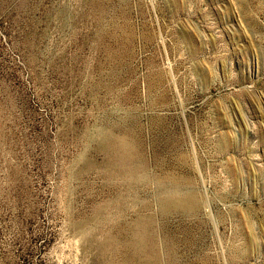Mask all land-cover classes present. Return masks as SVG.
<instances>
[{
	"label": "rangeland",
	"instance_id": "1",
	"mask_svg": "<svg viewBox=\"0 0 264 264\" xmlns=\"http://www.w3.org/2000/svg\"><path fill=\"white\" fill-rule=\"evenodd\" d=\"M0 264H264V0H0Z\"/></svg>",
	"mask_w": 264,
	"mask_h": 264
}]
</instances>
